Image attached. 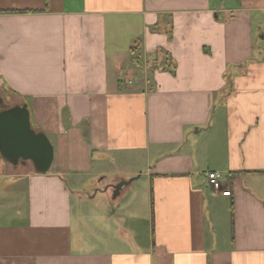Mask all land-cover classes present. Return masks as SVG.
Segmentation results:
<instances>
[{
	"label": "crops",
	"instance_id": "1",
	"mask_svg": "<svg viewBox=\"0 0 264 264\" xmlns=\"http://www.w3.org/2000/svg\"><path fill=\"white\" fill-rule=\"evenodd\" d=\"M24 105L54 161L0 157V264H264V0H0Z\"/></svg>",
	"mask_w": 264,
	"mask_h": 264
},
{
	"label": "water",
	"instance_id": "2",
	"mask_svg": "<svg viewBox=\"0 0 264 264\" xmlns=\"http://www.w3.org/2000/svg\"><path fill=\"white\" fill-rule=\"evenodd\" d=\"M0 153L14 166L30 161L43 174L54 161V147L46 135L33 130L26 105L0 112Z\"/></svg>",
	"mask_w": 264,
	"mask_h": 264
},
{
	"label": "built area",
	"instance_id": "3",
	"mask_svg": "<svg viewBox=\"0 0 264 264\" xmlns=\"http://www.w3.org/2000/svg\"><path fill=\"white\" fill-rule=\"evenodd\" d=\"M206 179L213 190L220 192L222 196H231L230 191H225L223 187L224 174L221 172H210L206 174Z\"/></svg>",
	"mask_w": 264,
	"mask_h": 264
},
{
	"label": "rangeland",
	"instance_id": "4",
	"mask_svg": "<svg viewBox=\"0 0 264 264\" xmlns=\"http://www.w3.org/2000/svg\"><path fill=\"white\" fill-rule=\"evenodd\" d=\"M0 157H1V153H0ZM2 158V157H1ZM94 193H95V190H94V192L91 194V195H94Z\"/></svg>",
	"mask_w": 264,
	"mask_h": 264
}]
</instances>
